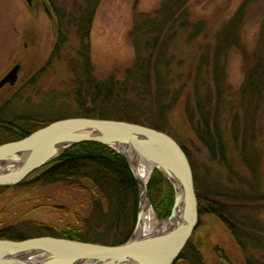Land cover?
<instances>
[{"label": "rangeland", "instance_id": "rangeland-1", "mask_svg": "<svg viewBox=\"0 0 264 264\" xmlns=\"http://www.w3.org/2000/svg\"><path fill=\"white\" fill-rule=\"evenodd\" d=\"M166 1L100 2L91 32L94 77L107 79L114 74L121 82L126 80V70L136 61L135 21L155 13ZM79 2L83 0H60L59 4L73 15ZM184 7L192 23L203 25V32L188 45L184 36L172 45L175 86L181 95L167 114L165 127L187 150L201 178L213 181L215 173L218 177L222 174L220 183L224 182L225 189L234 187L247 197L245 204H235L241 208L237 217L255 223L254 234L264 239V0H188ZM224 29L235 30L236 36L228 39L236 40L228 42L221 55L216 49ZM57 32V19L48 0H34L31 5L26 0H0V80L20 66L16 84L0 89V108L19 93L9 107L12 115L38 111L49 119L83 116L84 109L75 97L80 78L79 33L75 27L66 30L65 45L55 53ZM202 52L206 54L205 63L209 57V66L218 55L223 71L212 66L198 78ZM131 96L130 92L126 95ZM121 100L123 111L129 109L147 122L153 117L150 112L140 114L129 108L124 96ZM123 111L119 115H124ZM207 128L213 129L218 142H223L222 152H212L204 142L214 137ZM253 199L251 205L257 207L245 208ZM92 211L91 194L83 183L13 189L0 196V228L35 221L86 232L85 222ZM154 214L157 222L166 219H159L155 210ZM193 242L210 256L217 247L224 248L233 264H246L247 258L264 264V251L241 249L232 229L213 214L200 216Z\"/></svg>", "mask_w": 264, "mask_h": 264}, {"label": "trees", "instance_id": "trees-1", "mask_svg": "<svg viewBox=\"0 0 264 264\" xmlns=\"http://www.w3.org/2000/svg\"><path fill=\"white\" fill-rule=\"evenodd\" d=\"M48 1L58 25L55 53L65 45L66 30L75 27L81 40L78 52L79 71L77 69L80 78L77 82L78 91L75 92L76 101L85 112L81 117L136 122L170 134L165 127V121L167 114L179 103L181 95V91H177L175 86L176 65H174L175 53L172 45L182 36L188 45L198 39L203 32V25L192 23L188 11L185 10L184 6L188 0H167L155 13L144 15V18L135 21L133 33L136 36V61L126 70L127 78L124 82L118 80L114 74L107 79H97L93 75L91 32L96 10L102 0H83L76 3L77 13L73 15L68 14L67 9L59 4L60 0ZM221 32L223 35L218 36L220 42L216 52L223 55L230 45L228 42L236 40L228 39L235 37L236 31L224 29ZM141 38L145 43L141 42ZM199 50L204 49L200 47ZM205 55L203 52L200 54L203 66L201 62L197 71L198 78L210 71L212 66L218 71H223L218 55L216 59L213 57L210 66L209 57L208 63L207 61L205 63ZM218 80L221 81L223 78L218 77ZM129 92L132 96L127 98ZM18 94L16 93L0 108V144L22 139L45 125L62 119H49L38 111L22 116L10 114L9 107L15 103ZM122 96L126 98L124 102L132 110L140 114L150 112L153 115L150 121L136 117L129 113V109L123 111ZM121 111L124 115H119ZM202 116L207 120L206 116ZM207 129L208 132L211 130L213 133V129ZM213 136V140H204V142L212 152L217 149L222 152L223 142H218L215 132ZM182 148L189 157L187 150L183 146ZM189 159L191 161L190 157ZM191 165L200 216L213 214L224 221L232 229L241 249L255 247L264 251V239L254 234L257 229L253 225L255 223L250 220L244 222L237 217V212L241 211V208L235 204L244 203L247 197L234 187L225 189L224 182L220 183V179L224 178L222 174L218 177L215 173L212 177L213 181L207 180L200 177L192 161ZM55 183H83L89 190L93 211L89 220L85 222L86 232L81 229H58L42 222L24 221L1 227L0 238L22 240L47 235L111 245L121 244L129 238L136 223L139 189L122 154L99 142L76 144L56 160L32 172L18 185L0 187V196L13 189H30ZM148 192L158 218H167L174 205V190L171 182L156 170L151 178ZM247 202L250 205L245 208L252 210L257 207L251 205L254 199ZM194 234L195 232L174 264H219L215 254L210 256L207 251L204 253L194 244ZM246 261V264H256L248 258Z\"/></svg>", "mask_w": 264, "mask_h": 264}, {"label": "water", "instance_id": "water-1", "mask_svg": "<svg viewBox=\"0 0 264 264\" xmlns=\"http://www.w3.org/2000/svg\"><path fill=\"white\" fill-rule=\"evenodd\" d=\"M33 1L26 0L29 5ZM19 70L20 66L16 65L1 79L0 89L7 84L15 85ZM83 142L111 147L129 164L139 189L136 223L129 238L117 245L47 235L22 240L0 238V264L15 261L19 264H174L198 227L200 211L190 159L166 132L118 119L55 120L22 139L0 144V187L18 185L35 170ZM137 157L149 158L154 163L153 170L144 178L138 171ZM11 167L12 170L5 171ZM156 169L170 180L174 205L166 219L146 231V213L149 208L153 210L148 187ZM216 254L221 264H233L221 248L216 249Z\"/></svg>", "mask_w": 264, "mask_h": 264}, {"label": "bare ground", "instance_id": "bare-ground-1", "mask_svg": "<svg viewBox=\"0 0 264 264\" xmlns=\"http://www.w3.org/2000/svg\"><path fill=\"white\" fill-rule=\"evenodd\" d=\"M136 165L138 167V171L140 172L141 178L146 177L152 170L154 163L149 159L145 157H137L136 159ZM163 170L167 171L168 169L165 167H161ZM13 167L6 169L5 171L12 170ZM169 173V172H168ZM158 224L156 221V216L151 208L147 210L144 228L146 231L152 230L155 228V226ZM12 264H19V262H13Z\"/></svg>", "mask_w": 264, "mask_h": 264}, {"label": "flooded vegetation", "instance_id": "flooded-vegetation-1", "mask_svg": "<svg viewBox=\"0 0 264 264\" xmlns=\"http://www.w3.org/2000/svg\"><path fill=\"white\" fill-rule=\"evenodd\" d=\"M47 10H48V9H47ZM217 248H221V247H217ZM217 248H216V249H217ZM216 249H215V254H216ZM221 249H222V248H221ZM222 250H224V248H223ZM224 252H225V250H224ZM225 255L228 257V254L225 253ZM216 257H217V259H218L219 264H221L220 261H219V257H218L217 254H216ZM228 258H229V257H228Z\"/></svg>", "mask_w": 264, "mask_h": 264}]
</instances>
